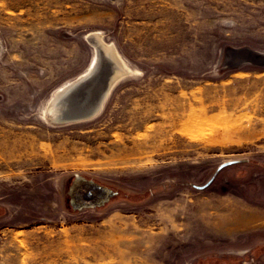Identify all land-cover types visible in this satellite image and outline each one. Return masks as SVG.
<instances>
[{
  "label": "rangeland",
  "instance_id": "1",
  "mask_svg": "<svg viewBox=\"0 0 264 264\" xmlns=\"http://www.w3.org/2000/svg\"><path fill=\"white\" fill-rule=\"evenodd\" d=\"M0 264H264V0H0Z\"/></svg>",
  "mask_w": 264,
  "mask_h": 264
},
{
  "label": "bare ground",
  "instance_id": "2",
  "mask_svg": "<svg viewBox=\"0 0 264 264\" xmlns=\"http://www.w3.org/2000/svg\"><path fill=\"white\" fill-rule=\"evenodd\" d=\"M94 35H96V34H94ZM103 47L107 50L111 49V50L115 51V49L112 48V45L104 44ZM98 50H99V48H98ZM98 50L95 53L93 61L91 63V66L86 73H84L83 75L78 77L75 81L68 82V83L64 84L63 86L59 87L51 96L48 112H49V115L51 116V118H53L54 120L62 121V120H66L67 118H72V117L81 115L80 112H77L76 110H74L73 107L72 108L69 107L71 104L70 99H72L73 97H76L73 94H69V92L78 83V81H80L81 79L88 77L92 74L93 69H94L95 64H96V60H97V56H98ZM97 77H98L97 75H94V76L91 75L89 77V79L87 80V84H85L82 88H80L81 96L79 98L80 99H84V98L87 99L88 96H91L89 99H87V102L92 101V103L88 107H86L85 109L82 110L83 111L82 113H88V112L90 113L93 111L95 112L96 110L100 109L102 104L104 103V101L106 99V96L112 90L113 85L115 84L117 79H119L120 76H118V74H115L110 79L109 83L106 85V87L104 88V90L102 92L99 91V89L97 90L96 87L92 84L93 81ZM77 91H79V90H77ZM94 103H96V104H94Z\"/></svg>",
  "mask_w": 264,
  "mask_h": 264
},
{
  "label": "water",
  "instance_id": "3",
  "mask_svg": "<svg viewBox=\"0 0 264 264\" xmlns=\"http://www.w3.org/2000/svg\"><path fill=\"white\" fill-rule=\"evenodd\" d=\"M106 62L108 65L107 69L105 71H102L103 70L102 66H104ZM118 67H120V63L118 61L117 54L115 53L114 50H111V49L106 50V51L101 50V49L98 50V56H97L96 64H95V67H94L93 72L91 74L92 76H94V75L98 76L92 83L96 87L97 90L99 89V91H101V92L104 90V88L109 83L110 79L112 78L113 73H115L117 71ZM105 75L107 76V78H109L106 81L104 80V77H103ZM110 75H111V77H110ZM90 76L85 77V78L81 79L80 81H78V83L69 92V94H73L74 96H76V97H73L72 99H70L71 100L70 101L71 104L69 106L70 108L81 106V104L83 105V103L86 102L87 99H89L91 97V96H88L87 99L86 98H84V99L79 98L81 96L80 88H82L85 84H87V80L89 79ZM77 90H79V91H77ZM91 103H92V101H91ZM94 104H96V103H94ZM76 111L80 112L81 115L75 116L72 118H67L66 120H62V121L72 122V121L88 119V118L96 115L98 113L99 109L96 110L95 112L94 111L90 112V113L88 112L89 114L88 113H82L83 111L79 110V109ZM229 164H231V162L224 163L219 167V169H222L223 167H225ZM209 184H210V182L207 183L205 186L199 187V188H205ZM83 191L86 192L84 189H82L79 186L74 191V197H75L76 202L78 204H95V203L101 202L100 198H97L94 194H90V193L86 194L87 198L82 199L81 194L83 193Z\"/></svg>",
  "mask_w": 264,
  "mask_h": 264
},
{
  "label": "flooded vegetation",
  "instance_id": "4",
  "mask_svg": "<svg viewBox=\"0 0 264 264\" xmlns=\"http://www.w3.org/2000/svg\"><path fill=\"white\" fill-rule=\"evenodd\" d=\"M85 190V189H84ZM91 194V193H90Z\"/></svg>",
  "mask_w": 264,
  "mask_h": 264
}]
</instances>
